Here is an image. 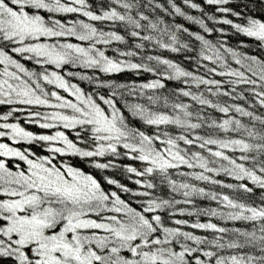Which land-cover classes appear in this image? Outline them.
Listing matches in <instances>:
<instances>
[{
  "label": "snow or ice",
  "instance_id": "6c2138e0",
  "mask_svg": "<svg viewBox=\"0 0 264 264\" xmlns=\"http://www.w3.org/2000/svg\"><path fill=\"white\" fill-rule=\"evenodd\" d=\"M202 2L221 15H208L194 0H0V106H8L0 138L44 142L52 154L0 142V264H264V57L228 46L227 30L207 23L228 25L264 49V16L247 14L257 0L240 11L227 7L231 0ZM69 14L89 22L66 19ZM213 32L219 39L206 37ZM113 44L123 47L111 48V55L100 47ZM158 49L184 53L194 68L151 54ZM68 65L155 78L117 84L57 71ZM66 75L110 91L86 93ZM167 81L180 86L168 92ZM19 113L42 129L76 130V141L65 131L35 135L7 122ZM58 156L79 157L100 170L119 168L136 187L109 176L102 184L81 167L54 162ZM163 188L168 198L157 194ZM198 199L215 207H198Z\"/></svg>",
  "mask_w": 264,
  "mask_h": 264
},
{
  "label": "trees",
  "instance_id": "16d2710c",
  "mask_svg": "<svg viewBox=\"0 0 264 264\" xmlns=\"http://www.w3.org/2000/svg\"><path fill=\"white\" fill-rule=\"evenodd\" d=\"M179 2H180V0H178V3ZM194 2L201 3L202 6L204 7L205 12H207L208 15H210V16L216 15L217 17H219L221 15V14L215 12V6H208L206 4H203L202 0H194ZM247 2H248V0H231V3L229 5H227V7L233 8L236 11H240L243 8V5ZM249 8L251 9V11H249L247 14L256 15V16H264V5L259 4L258 0L255 4H249ZM184 10L189 15H193L196 17H200V15H201L199 11L193 10V9H190L187 7H185ZM228 18L233 19L234 22H238V23L241 22L236 17L229 16ZM66 19H83V20H85V22H89V21H87L86 17L76 16L75 14L67 15ZM167 19L171 20V18H167ZM175 19H176V22L183 23L184 26L189 27L192 31H201L199 29L198 25H193L190 22L185 21L183 19V17H177ZM92 23H94L98 26L100 25V22H92ZM207 23H208L209 27H215V28H221L222 27V28L227 30V32H228V46H230L234 49H237L241 52L247 53L249 55H256L259 57H264V49L258 48L256 42L253 41L251 38H247V37H244L243 35L235 34L234 31L228 25H221V24L213 25V23L211 21H207ZM102 26L105 28V30H107L110 25L108 22H105ZM202 34H204V33H202ZM205 35L208 39L215 41V40L219 39L220 34L217 32H213V34L210 36H208L207 34H205ZM240 41H244L247 44V47L240 48L239 47ZM68 42L80 43L79 41L75 40V38H68ZM117 46L123 47L122 45H117V44H113L112 46H100V47H103V49L106 51V54L111 55L112 54L111 48L117 47ZM151 54H154V55L162 54L166 58L172 59V60L180 63L183 67H185L189 70H192L194 68L193 63L186 61L184 59V55H185L184 53L176 54V53H171V52H167V51L158 49V50H154ZM192 55H194V53ZM23 63H25V67L28 68L29 70H31V71L37 70V66L34 65L33 63H30V62H23ZM209 66H211V65H209ZM232 66L233 67H239V66L235 65L234 62L232 63ZM51 70H56V69L51 68ZM57 71H61V74H64L66 72H73V73H79L80 75L96 76V77H99V79L104 80L106 82L112 81V82H115L117 84H127V83H132V82L139 84V83H143V82H148V81L155 78L150 73H141V74L137 75L134 72H123V73H119V74L108 75V74L99 73V72L91 70V69L72 67L71 65L65 66L64 69L57 70ZM201 74H203V70H201ZM65 78L69 81V83H75L78 87H80L82 89V91L89 93V94L95 95L96 93H98L100 95H107L110 91V89H108V88L96 87L95 83L89 82L88 80H81V79H79L78 76H67L66 75ZM216 78L221 79L220 77H216ZM224 79H227V78L225 77ZM166 83H167L166 91H168V92H171L172 90H174L175 88L180 86L179 82H177V81H167ZM46 87L49 89L58 91L61 95L65 96L66 98L72 99V97L69 96L68 93L63 92L62 89H55L54 86H51V85H48ZM193 90H195V89H193ZM221 99H226V98H221ZM185 100H187V98H185ZM237 103L242 104L243 101H237ZM12 107H16V106L13 105ZM20 107L28 108L29 106H20ZM36 110L41 111L43 113L51 112L50 109H48V108H38ZM7 111H8V106H0V115L5 114ZM209 111H211V110H209ZM212 115L214 117L219 116V114L215 113V112H212ZM0 122H3V121H0ZM7 122L19 123L20 125H22L26 129H28L29 131L34 130L36 133H33V134H35V135L50 134V133H53L57 130L61 131L60 127L56 128V129H42L37 124L28 123L24 113L14 114V116L10 117ZM138 123L139 122H137V125H138ZM64 131L67 135H69L70 139H73L74 141H76V134H75L76 130H66L65 129ZM81 135H83V133H81ZM0 142L8 143L12 147L21 148L20 150L29 149L30 151L34 152L37 156H45L44 150L47 151V145L44 142H40L43 144V147H41L39 145H36L33 147L31 145L32 143L29 144V143L23 142V141L17 144V143H14L13 141L9 140L8 138H0ZM49 154L52 155L51 153H49ZM229 154L231 155V153H229ZM60 159H63L65 161V163H67V164H74L77 167L83 168V170L85 172L91 173L96 179L100 180L102 184L104 183V177L109 176L113 179H117L121 183L128 184L129 187H133V188L136 187V186L132 185L130 181H128L125 174L119 168L110 169V170H100V169H95L94 167H92L89 164V162L87 160H83L82 158H79V157L65 156V157L61 158L58 156L56 161H59ZM97 159H99L100 162H106L107 158H97ZM119 162L120 163L138 164V162L126 161L123 159H121ZM9 163H10V161H9ZM23 167H26V166H23ZM182 170L183 171H199V169H194V170L182 169ZM216 178L221 179L227 183H235V181H232L228 177L220 176V177H216ZM192 183L196 184L198 187H205L206 189H215L217 191H223L225 193L229 192L228 189H218V188H216L215 185L205 184L204 182L192 181ZM105 187H111L113 190H115L114 186H108L105 184ZM157 194L164 196L165 198H168L170 195L166 188L158 189ZM122 195H124L126 198V194H122ZM176 198L182 199V197H180V196H177ZM196 203H197L198 207H202V208H207L210 206L215 207L214 202L209 201V200H199L198 199ZM133 206H135V205H133ZM178 207H188V206L179 205ZM175 218H177V219H189L190 221H193V222L195 221V217L190 218L187 216H177ZM200 219L206 220L207 218L201 217ZM213 222L221 223L222 226H227V227H241V228H243L246 226L244 224V222L228 223L226 225L223 224L222 222L216 220V219H213ZM185 230L195 231L196 234H199V235L205 234L200 230H192V229H185Z\"/></svg>",
  "mask_w": 264,
  "mask_h": 264
},
{
  "label": "rangeland",
  "instance_id": "374dc122",
  "mask_svg": "<svg viewBox=\"0 0 264 264\" xmlns=\"http://www.w3.org/2000/svg\"><path fill=\"white\" fill-rule=\"evenodd\" d=\"M50 70H51V68H50ZM64 92V91H63ZM72 99L74 100V97H72ZM53 103H55V101L53 100ZM50 111H53V109H50ZM11 123H15V122H11ZM21 127H23L22 125H20ZM23 128H25V127H23ZM60 129H61V131H64L65 129H63L62 127H60ZM25 130L26 131H29L28 129H26L25 128ZM31 132H33V133H36L34 130H31ZM50 134H54V132L53 133H50ZM33 147L34 146H36V145H39V146H41V147H43V144L42 143H37V142H33L32 144H31ZM57 146H59V145H57ZM44 155L45 156H49L50 154H49V152L48 151H46V150H44ZM54 162H58V161H54ZM65 162V161H64ZM209 206V205H208Z\"/></svg>",
  "mask_w": 264,
  "mask_h": 264
}]
</instances>
